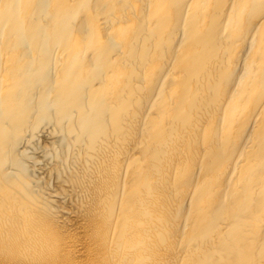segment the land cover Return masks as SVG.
<instances>
[{
    "label": "bare ground",
    "instance_id": "obj_1",
    "mask_svg": "<svg viewBox=\"0 0 264 264\" xmlns=\"http://www.w3.org/2000/svg\"><path fill=\"white\" fill-rule=\"evenodd\" d=\"M0 264H264V0H0Z\"/></svg>",
    "mask_w": 264,
    "mask_h": 264
}]
</instances>
